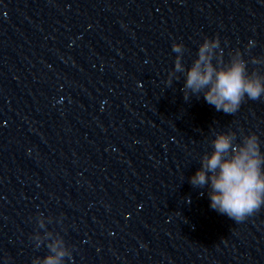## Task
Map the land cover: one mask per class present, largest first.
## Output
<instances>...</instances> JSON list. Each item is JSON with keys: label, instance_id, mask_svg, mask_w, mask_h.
<instances>
[{"label": "clouds", "instance_id": "obj_1", "mask_svg": "<svg viewBox=\"0 0 264 264\" xmlns=\"http://www.w3.org/2000/svg\"><path fill=\"white\" fill-rule=\"evenodd\" d=\"M172 48L178 55L167 83L171 85L173 77L179 79L176 73H185L182 92L186 101L190 95L202 93L205 101L217 111L231 115L239 110L245 97L257 100L264 95V75L257 71L249 73L239 49L230 53L229 60L225 61L219 37H205L198 47L197 58L187 69L182 63L184 46L174 43ZM252 62L260 63L256 58ZM210 143L212 151L201 156V167L190 178V183L197 188L208 187L211 208L237 223L243 222L264 206V152L260 139L251 132L238 140L237 133L229 129L215 133ZM43 227L40 224V228ZM45 239L51 240L46 245L50 254L35 258L33 264H63L64 258L71 255L63 238L58 234L52 240L49 233ZM43 242L38 240L36 247Z\"/></svg>", "mask_w": 264, "mask_h": 264}]
</instances>
